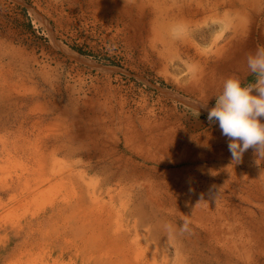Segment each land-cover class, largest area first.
<instances>
[{
	"label": "rangeland",
	"instance_id": "1",
	"mask_svg": "<svg viewBox=\"0 0 264 264\" xmlns=\"http://www.w3.org/2000/svg\"><path fill=\"white\" fill-rule=\"evenodd\" d=\"M261 45L264 0H0V264H264V160L207 119Z\"/></svg>",
	"mask_w": 264,
	"mask_h": 264
},
{
	"label": "clouds",
	"instance_id": "2",
	"mask_svg": "<svg viewBox=\"0 0 264 264\" xmlns=\"http://www.w3.org/2000/svg\"><path fill=\"white\" fill-rule=\"evenodd\" d=\"M247 66L255 74L256 82L242 85L239 78H227L222 92L215 98V106L207 109L209 123L219 125L236 163L250 148L256 149L258 161L264 160V45L258 46L255 54L248 55ZM165 229L170 237L175 232L170 223ZM179 232H190L188 221L181 225Z\"/></svg>",
	"mask_w": 264,
	"mask_h": 264
}]
</instances>
